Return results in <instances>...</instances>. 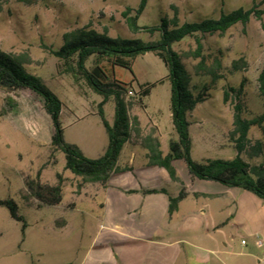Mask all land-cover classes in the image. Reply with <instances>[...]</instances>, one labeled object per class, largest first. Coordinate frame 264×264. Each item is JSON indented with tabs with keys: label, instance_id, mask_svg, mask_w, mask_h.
Instances as JSON below:
<instances>
[{
	"label": "rangeland",
	"instance_id": "374dc122",
	"mask_svg": "<svg viewBox=\"0 0 264 264\" xmlns=\"http://www.w3.org/2000/svg\"><path fill=\"white\" fill-rule=\"evenodd\" d=\"M139 0H49L27 4L24 0H0V51L20 58L28 73L39 76L64 103L61 123L63 139L75 145L86 158L101 156L108 143L106 132L98 117L101 98L87 84L75 80L66 68L45 48H59L63 35L87 27L106 32L111 37H124L149 41L156 36L145 33L131 34L124 14L127 8H136ZM252 0H149L138 20L139 26L158 22L159 16L177 14L180 22L198 21L218 17L220 9L231 11L248 8ZM264 11V0H255ZM202 54L206 57L205 71H214L220 77L210 89L211 97L191 113V157L200 162L208 158L232 159L237 152L230 141L233 108L237 103L230 93L223 102L227 85L237 87L245 79L241 97L246 118L260 115L264 109L258 96L257 76L264 67V14L260 21L251 19L246 26L236 25L224 35L201 38ZM182 56L193 81H205L196 76L194 66L198 60L191 57L196 48L193 39L186 38L173 46ZM242 59L245 65L239 73H230L233 61ZM219 61L220 66H216ZM114 76L126 81L132 78L129 71L114 69ZM133 75L153 80L164 77L167 69L145 54L133 61ZM204 74V73H202ZM6 94L0 91V198L13 199L19 214L26 222L12 220L5 208L0 207V264H78L84 255L102 252L100 236L103 222L97 205L102 200L100 184L85 183L80 177L65 170L64 157L50 146L52 127L44 112L42 100L28 90L18 91L14 99L17 108L3 114ZM170 83L163 80L144 100L146 109L134 105L130 116H136L141 133L146 135L155 127L152 114L159 112L164 144L176 139L169 111ZM104 116L111 124L113 102H107ZM156 129V128H155ZM157 130V129H156ZM249 143L242 158L250 164L264 163V131L251 128ZM138 162L144 153L139 146L127 144L119 157V165L128 162L131 154ZM186 170L183 161L176 162V171ZM39 175L42 184L54 185L61 179L62 202L47 207L31 199L25 192L24 180H34ZM39 205V206H38ZM64 221L66 225L64 226ZM248 242L246 238H243ZM234 248H244L241 237L235 238Z\"/></svg>",
	"mask_w": 264,
	"mask_h": 264
},
{
	"label": "trees",
	"instance_id": "16d2710c",
	"mask_svg": "<svg viewBox=\"0 0 264 264\" xmlns=\"http://www.w3.org/2000/svg\"><path fill=\"white\" fill-rule=\"evenodd\" d=\"M24 1L31 4L49 0ZM148 1L139 0L136 8H127L124 17L131 34L145 33L156 36L154 40L145 42L136 38L111 37L105 31L100 33L84 27L63 35V44L59 48H45L75 80H83L91 91L101 98L98 104V117L106 132L108 143L100 157L86 158L77 146L64 141L61 123L64 103L42 78L26 71L24 62L20 58L0 51V91L6 94L2 106L3 114H9L17 108L18 103L14 96L20 90L31 91L40 97L52 127L50 138L52 150L61 152L65 161V170L80 177L85 183L104 186L112 174L131 171V167L121 166L118 162L123 147L130 144L141 147L146 153L147 165L164 169L172 182L180 183L174 162L183 161L192 178L248 191L264 201V163L250 164L241 156L249 143L250 129L255 127L264 131V111L252 118H246L244 115L240 97L245 79L242 78L237 87L227 85L223 90V102H227L230 93L235 94L237 100L233 108V129L230 133V141L237 152L234 158H208L200 162L194 161L191 157L192 139L189 134V128L192 125L191 113L198 105L205 103L211 97L210 89L220 78L214 71H205L206 57L202 54L201 38L224 35L236 25L246 26L251 19L260 21L264 11L258 9V4L252 0L248 8L231 11L220 9L218 17L180 22L177 14L174 13L170 17L159 16L156 24L139 26L138 20L145 11ZM186 38L193 39L196 45L195 50L189 53L194 60L199 59L194 66V73L196 76L201 74L206 78L205 81H193V76L186 69L182 56L173 48L175 44ZM147 53H152L159 58L167 69V75L153 84L139 85L132 73V63L137 57ZM243 65L245 63L242 59L233 61L230 73H239ZM216 66H220L219 61H216ZM115 68L129 71L132 81L130 83L118 81L113 72ZM165 79L170 83L169 111L176 135V139L169 141L166 154L161 151L156 135L157 130L154 128L148 134H142L137 117L130 116L134 105L146 109L144 99ZM134 83L135 86H133ZM257 90L264 109V67L257 76ZM107 102H113L114 106L111 124L106 120L103 111ZM58 178L59 181L54 185L42 184L39 181V175L34 180L26 179L24 180L25 192L40 205L58 206L62 202L63 192L61 179ZM141 192L165 194L168 198L169 216L177 210L179 203L187 195L183 187L175 197L163 188ZM0 207L8 211L12 220L21 223L23 232L26 222L19 214L16 202L11 198H0Z\"/></svg>",
	"mask_w": 264,
	"mask_h": 264
},
{
	"label": "crops",
	"instance_id": "0c3cea01",
	"mask_svg": "<svg viewBox=\"0 0 264 264\" xmlns=\"http://www.w3.org/2000/svg\"><path fill=\"white\" fill-rule=\"evenodd\" d=\"M134 77L139 85L164 78ZM151 123L166 154L159 112L152 114ZM169 130L174 133L173 127ZM145 154L137 162L132 153L122 163L132 170L112 174L100 188L103 245L98 248L104 249L84 255L78 264H264V201L248 191L192 178L187 169L177 172L180 183L172 182L164 169L147 165ZM181 187L187 195L171 216L165 194L141 192L163 188L175 197ZM238 237L241 244L243 238L248 242L236 250Z\"/></svg>",
	"mask_w": 264,
	"mask_h": 264
},
{
	"label": "built area",
	"instance_id": "2783aa9c",
	"mask_svg": "<svg viewBox=\"0 0 264 264\" xmlns=\"http://www.w3.org/2000/svg\"><path fill=\"white\" fill-rule=\"evenodd\" d=\"M242 244H244V241L242 242Z\"/></svg>",
	"mask_w": 264,
	"mask_h": 264
}]
</instances>
